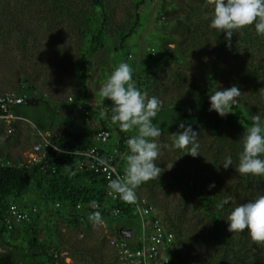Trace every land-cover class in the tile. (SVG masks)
I'll return each mask as SVG.
<instances>
[{
    "label": "rangeland",
    "instance_id": "374dc122",
    "mask_svg": "<svg viewBox=\"0 0 264 264\" xmlns=\"http://www.w3.org/2000/svg\"><path fill=\"white\" fill-rule=\"evenodd\" d=\"M54 1L0 0V93L18 92L42 99L37 106L24 107L29 123L18 124L13 135H6V126L0 124L1 157L17 163L24 160V154L37 142L35 129L43 131L40 123H60L63 119L54 110L60 111L63 105L66 107L61 110L69 123L76 121L70 106L76 110L73 103H82L92 109L89 118L77 111L79 118L87 123L86 129L92 133L102 129L101 109L111 107L112 101L99 96V88L115 66L126 62L138 88L162 101L153 123L162 130L158 143L170 146L161 148L157 160L160 176L149 186L146 182L140 185L136 189L138 196L154 204L167 228L171 229V224L183 231L185 245L190 242L197 250L199 238L214 235V241L206 244V248H221L218 250L221 264H242L247 254L254 255L259 245L248 234L241 237L239 231L227 230L225 219L231 211L213 207V210L222 209L225 229L235 238L227 242L223 236L214 234L215 222L193 193L199 188L204 195L219 197L220 201L231 197L230 204L234 207L264 195L259 176L235 171L246 126L224 128L218 134L208 128L195 130L200 152L196 157L171 145L172 134L181 131L176 107L192 103L202 88L211 92L216 86L217 90L236 86L241 94L235 103L244 106L252 117L260 114L264 118V36L253 28L248 43L230 49L225 34L209 27L212 6L204 0H144L140 7L141 0H106L110 24L105 48L95 56L90 53L86 69L80 71L84 42L78 23L74 22L75 12L69 17V12L57 9ZM61 1L67 9L82 10L86 17L92 15L95 21H101V12L83 0ZM132 28H135L132 35L119 47ZM238 30L231 44L236 36L241 41ZM151 58L160 61L152 66ZM52 105L56 107L53 109ZM112 126V137L116 139L117 125ZM133 134L134 130H130L126 137ZM229 155L233 167L224 169L221 164ZM124 163L120 166L122 170ZM213 183L215 188L209 189ZM29 203L36 206L37 213L31 223L21 226L34 225L41 242L55 246L58 264H119L109 243L111 237H117L115 225H109L103 218L98 223L86 218L72 220L69 213L57 206V201L47 202L44 197L30 196ZM130 229L134 239L140 237V221L133 222ZM182 250L184 244H178L176 252ZM237 252L241 261L236 262L232 256ZM195 261L190 259L188 264H196Z\"/></svg>",
    "mask_w": 264,
    "mask_h": 264
},
{
    "label": "trees",
    "instance_id": "16d2710c",
    "mask_svg": "<svg viewBox=\"0 0 264 264\" xmlns=\"http://www.w3.org/2000/svg\"><path fill=\"white\" fill-rule=\"evenodd\" d=\"M143 1L144 0H141L138 7L141 6ZM83 2L86 4L89 3L93 10L101 12L102 17L100 22L98 20L95 21L92 15L86 17V12L82 10L76 12V10L67 9L65 3L61 0L54 1V5L57 9L69 12V17H72L73 12H75L74 22L78 23L77 27L81 32V37L84 42V54L81 59L82 66L80 71L86 69L90 60V53L95 56L105 48V36L109 34L108 26L110 24V18L107 13L108 9H106V0H83ZM75 7L76 5L74 6V9ZM253 28L254 25H249L238 30L237 33L240 35L238 37H241V41L238 42L236 36L235 41L230 44L229 48L235 49L245 41V43H248L247 41H249L250 32ZM134 30L135 28H132L129 34L121 39L119 47H123V43L130 35H132ZM159 61L160 60H152L151 58L149 63L151 62L152 66H155ZM82 79H84V82L86 81V78H83V76ZM86 87L87 84L84 85L85 89ZM210 94L211 92L202 88L198 97L192 103L185 107H176L180 112V121L185 124H190L194 130L208 128L217 134L224 128L238 129L241 126H251L252 116L249 115L244 106L240 103H233L231 106V112L225 117L219 116L215 111L210 112ZM31 99L37 100L39 104L42 102V99H36L34 96L30 95L26 97V102L17 109L18 114L27 120L30 119L24 112V107L35 105L33 102L28 103ZM71 113L74 115L73 110H71ZM39 127L42 130L51 128L54 131L51 140L60 151L52 150L49 154L48 161L55 169V173L49 171L48 174H41L38 168L25 170L16 167H4L0 164V247L4 250V252L0 253V264H58L57 257L55 256L56 253H54L55 246L53 244L42 243L40 232L34 225L23 227L21 226L23 224H21L13 230H9L6 224L9 207L16 202L19 203L21 200H25V197H27L33 189H41L45 192V196L49 201L59 202L62 210L67 212V214L69 213L72 220L80 218L89 219V216L91 215L88 211L77 212L76 207L79 204H90L89 202L93 200L100 204L107 202L100 189L102 181L97 175L92 173L85 174L84 176H86L88 178L87 181H89L87 184H80L77 181L78 178L83 176L78 170V165L83 158L77 153L86 151L91 145H93L94 142L91 134L81 133L77 128L76 121L75 123H70L68 125H47L46 123H40ZM102 129L108 130L106 124ZM117 131L123 136L125 135L120 131L118 125ZM124 148L122 142L121 151H123ZM1 158L0 154V159ZM259 184L264 186V176H259ZM193 193H196V196L200 199L206 213L210 216L211 220L215 222L214 234L216 236H223L224 241L232 242L235 238H233V236L225 229V221L222 220L221 210L225 209L232 211L234 205L229 202V204L224 205L222 209L213 210V207H220L221 201L219 200V197L206 196L199 188L193 190ZM215 202L218 203L215 205ZM112 208L119 209L122 215L115 218L112 216L111 210H107L102 211L100 218L105 219L109 225H115L114 228H116L115 232L118 238L128 240L123 234L125 231L130 230V225L133 222H136V220L139 221V219L135 215L134 209L125 204L117 203L114 204ZM169 226L176 235L177 245L184 244V250L175 252L174 257L172 258L173 264H188V261L193 258H195L196 264L220 263L218 250L221 248H217L218 250L214 249V247H212L213 250H210L209 247L206 248V244L209 245L211 241H214V235L213 237L208 238L204 235L201 239H198L197 237L199 244L196 240L195 242L197 246L199 245V249L196 250L190 242L185 245L186 241L183 239L184 234L180 228L174 227L171 224H169ZM246 235L247 229L246 231H239V236L243 237ZM134 243H136V239L134 240ZM227 245L229 246L230 243H227ZM258 248L259 249H257L254 255L250 256L247 254L245 256L246 259L242 258V264H264V245H259ZM206 252L208 255H206ZM239 257L240 252H237L232 256V260L237 262L240 260Z\"/></svg>",
    "mask_w": 264,
    "mask_h": 264
},
{
    "label": "clouds",
    "instance_id": "9594fccd",
    "mask_svg": "<svg viewBox=\"0 0 264 264\" xmlns=\"http://www.w3.org/2000/svg\"><path fill=\"white\" fill-rule=\"evenodd\" d=\"M204 3L212 6L209 27L224 33L228 46L236 30L249 25H254L257 34L264 36V0H204ZM240 94L236 86L223 90H217V86L212 88L209 111L225 117L231 112V106ZM99 96L112 101L111 123L118 125L122 132H135L126 139L128 151L120 154L121 160L125 162L123 175L110 179L108 183L110 191L122 201L135 203L136 189L161 174L157 164L161 148L170 147L158 143L162 130L153 123L162 107V101L138 88L132 69L126 62L119 63L107 75L106 81L99 88ZM179 129L181 131L172 134L171 147L192 157L200 155L197 131L184 122L179 124ZM241 141L242 150L235 171L241 175L264 176V118L260 114L252 117V124L245 128ZM101 163L106 164L107 161L101 160ZM221 165L224 169L233 167L232 157H224ZM212 188H215L214 183L209 185V189ZM230 200L231 197H225L220 207L229 204ZM89 203L93 209L97 207L96 201ZM89 220L98 223L100 213L90 215ZM225 221L229 232L247 229L252 241L264 245V195L237 205Z\"/></svg>",
    "mask_w": 264,
    "mask_h": 264
},
{
    "label": "built area",
    "instance_id": "2783aa9c",
    "mask_svg": "<svg viewBox=\"0 0 264 264\" xmlns=\"http://www.w3.org/2000/svg\"><path fill=\"white\" fill-rule=\"evenodd\" d=\"M72 100L70 98V101ZM25 102L26 97L18 92L0 94V124L6 126V135H13L17 124L27 121L17 112V109ZM73 106L79 113H82L87 118L90 117L92 109L89 107L82 103H73ZM111 107H106L104 110L110 114V121ZM35 130L33 135L38 141L33 142L31 149L24 154V160L17 163L1 158L0 164L2 166L25 170L38 168L41 174H48L49 171L55 173V169L49 164L48 157L52 150L60 151V149L50 139V134L47 131ZM93 140L94 144L86 151L77 153L83 158L78 165V170L83 176L78 178L77 181L80 184H87L89 181L84 176L85 174L92 173L97 175L102 181L100 189L110 205L107 202L104 204L97 203V207L93 209L90 204H79L76 207V211H88L91 215L99 212L101 217L102 211L111 210L112 216L118 218L122 213L119 209L112 208L114 204L122 203L128 207H132L141 224L140 237L136 239V243L118 237H111L109 239L110 246L118 256L119 264H173L172 258L178 246L176 235L164 225L154 204L147 198L138 196L137 191L135 203L124 202L108 188L110 179L123 175V171L119 167L120 154L123 153L121 151V139H113L110 130L101 129L93 135ZM108 145H111L110 149L107 148ZM101 160L107 161V163L102 164ZM57 206L61 207V204L57 202ZM36 213V208L27 211L17 204H12L7 211L6 217L8 229L13 230L21 224L31 222ZM55 256L57 257V254Z\"/></svg>",
    "mask_w": 264,
    "mask_h": 264
},
{
    "label": "crops",
    "instance_id": "0c3cea01",
    "mask_svg": "<svg viewBox=\"0 0 264 264\" xmlns=\"http://www.w3.org/2000/svg\"><path fill=\"white\" fill-rule=\"evenodd\" d=\"M37 99V98H36ZM31 100H33V104H35L34 106H37V105H39V103L37 102V100H35V99H31ZM87 100H88V98H87ZM69 105V104H68ZM53 106V105H52ZM64 107H66L65 105H63ZM63 106H61V107H59L60 108V111H58L57 112V110L55 111L54 110V113L56 114V115H58V116H60V118L61 119H63V120H61V122L60 123H58L57 125H60V124H70L69 123V121L66 119L67 118V116H66V114L65 113H63L64 111H62L61 109H62V107ZM70 106V105H69ZM56 106H53V109L55 108ZM63 107V108H64ZM106 107V106H105ZM104 107V108H105ZM108 107V106H107ZM70 109L71 110H73V113H74V115H73V117L75 116L76 117V119H75V117H74V120H76V124H77V128L79 129V131L81 132V133H88V134H91V137H92V140H93V135L95 134V133H92L90 130L88 131L87 129H86V122L84 121V120H81L80 118H79V116H78V112H77V110H75V109H72V107L70 106ZM102 111H103V120L101 121V124H102V126L104 127V125L106 124V126H107V129L108 130H110L111 132H112V128H113V126H112V124H111V121H110V117H108L107 116V114H105L104 112V109L102 108L101 109ZM57 112V113H56ZM27 120V119H26ZM25 122H27V123H29L28 122V120L27 121H25ZM21 123H24V122H20V123H18V124H21ZM75 123V122H74ZM17 124V125H18ZM31 124V123H30ZM54 125V124H53ZM102 127V128H103ZM35 129V128H34ZM115 129L117 130V127H115ZM101 130V129H100ZM43 131H47L49 134H50V139L52 138V136H53V134H54V131H53V129H51V128H47V129H45V130H43ZM119 133V132H118ZM125 135L123 136L122 134H120L119 133V137L118 138H116V139H121V142H123V146L125 147V144H126V139H127V135H126V133L125 132H123ZM113 134V133H112ZM36 140V139H35ZM36 141H38V139L36 140ZM93 142H94V140H93ZM94 144V143H93ZM107 148L108 149H110L111 148V145H108L107 146ZM123 153H126L125 152V148L123 149ZM6 159V158H5ZM8 159V158H7ZM123 163V160H120V166H121V164ZM119 166V167H120ZM120 170L121 171H123L122 169H121V167H120ZM30 196H33V197H38V198H40V197H44L45 198V200L47 201V202H49V200L46 198V196H45V192L43 191L42 192V190L40 191V190H38V189H33V191H31V193H29V195H27V197H25L26 199L25 200H21L19 203H15V204H17V205H19L21 208H23L24 210H27V211H30L31 209H33V208H36V206H32L30 203H29V197ZM50 202H53V201H50ZM109 202H107V204H108ZM108 205H110V203L108 204ZM112 205V204H111ZM129 232H130V235L129 236H126L127 238H128V240L129 241H131V242H134V238H133V231L130 229L129 230ZM125 237V236H124ZM2 252H4V250L0 247V253H2Z\"/></svg>",
    "mask_w": 264,
    "mask_h": 264
},
{
    "label": "water",
    "instance_id": "95a60500",
    "mask_svg": "<svg viewBox=\"0 0 264 264\" xmlns=\"http://www.w3.org/2000/svg\"><path fill=\"white\" fill-rule=\"evenodd\" d=\"M33 102V100H29L28 101V103H32ZM152 180H150V181H148V182H146V184L149 186V185H151V182ZM123 234V233H122ZM123 235H125V237L126 236H129L130 235V232L129 231H125V233L123 234Z\"/></svg>",
    "mask_w": 264,
    "mask_h": 264
}]
</instances>
